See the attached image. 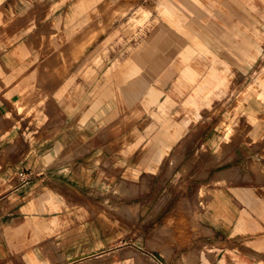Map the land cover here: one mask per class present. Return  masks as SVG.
<instances>
[{
    "label": "crops",
    "instance_id": "crops-1",
    "mask_svg": "<svg viewBox=\"0 0 264 264\" xmlns=\"http://www.w3.org/2000/svg\"><path fill=\"white\" fill-rule=\"evenodd\" d=\"M134 3L0 0V33H14L10 44L0 40V79L5 83L11 76L16 82L10 84L27 86L14 102L19 112L35 115L40 107L37 117L41 125L32 133H40L41 138L28 147L42 153L35 164L26 163L27 159L18 163L14 158L1 166L0 160L4 188L0 190V264H48L50 258L38 252L43 241L54 239L60 247L89 241L97 235L89 233L93 228L91 207L109 202L116 187L121 193H136L137 186L148 183L153 197L159 193L171 197L178 182L187 189L199 185L198 195L205 201L193 205L187 198L180 199L160 234H168L184 246L202 228L213 233L212 241L231 242L236 247L220 249L212 264H264V114L255 116L258 122L253 121L252 113L247 115L252 123L251 139L259 147L238 141L226 150L223 144L237 141L244 129L242 121L238 126L232 122L230 131H225L222 120V140L214 127L201 129L188 122L193 115L186 108L198 107L223 83L215 67L203 72L197 55L205 54L217 62L205 33L214 37L219 25L214 16L225 24L229 13L236 15V6L243 7L244 2L161 0L156 6L137 7L123 23L125 32L149 21L154 7L162 22L148 33L144 44L132 50L108 47L104 79L95 97L86 102L75 96L78 85H91L75 75L81 57L86 52L97 53L94 43L103 34L107 38L105 32L116 17ZM96 11H102L103 17H92ZM84 22L90 24L81 29ZM247 23L246 27H252ZM228 26L236 29L235 22ZM168 30L184 43L171 44ZM221 33L231 37L228 30ZM242 51L246 53L245 48ZM46 54L53 56L45 58ZM97 67L92 66L89 74ZM259 84L264 94V73ZM43 85H57L53 99L43 93ZM67 86L72 88L67 90ZM67 91L70 98L64 97ZM51 100L56 106L53 113L45 110ZM113 133L116 136H110ZM23 165L32 168L24 183L19 177ZM146 195L139 192L134 197ZM125 209L129 207H120ZM99 237L97 247H106V237ZM151 243L168 256L164 244ZM74 250L61 254L64 263L75 261ZM230 253L233 263L227 262ZM196 257L197 252L184 255L186 261Z\"/></svg>",
    "mask_w": 264,
    "mask_h": 264
},
{
    "label": "rangeland",
    "instance_id": "rangeland-1",
    "mask_svg": "<svg viewBox=\"0 0 264 264\" xmlns=\"http://www.w3.org/2000/svg\"><path fill=\"white\" fill-rule=\"evenodd\" d=\"M175 1L187 3L190 0ZM242 1L244 6L239 7L237 5L236 15L229 13L225 24L221 19L214 16L219 24L216 27L218 33H214V37L205 33L209 46L218 56L217 62L214 63L211 57L205 54L197 55L203 66V72L207 73L211 66L215 67L217 73L223 77V83L213 92L209 99L201 100L198 107L191 108L186 106L188 110L192 111L193 115V117L187 119L188 122L201 129L214 127L220 133L222 140L225 136V133L219 127V123L222 120L224 122L222 121L220 126H224L225 131L232 126V122L236 121V126H238L242 121L244 129L239 134L237 141L235 139V141L223 144L226 150H229L238 141L250 142L252 146L259 147L260 144L251 139L252 123L248 121L247 115L252 113L253 121L258 122L256 118L260 113L264 114V94H262L259 84V78L264 73L262 65L264 63V0ZM160 2L161 0H135L131 9L116 17L117 20L113 21L111 27L105 32L109 33L108 37L106 38L103 34L94 43L98 47L97 53L86 52L81 57V68L75 71V75H80L82 79L91 83V85H78L77 87L80 89L74 93L75 96L82 98L86 102L95 97L97 93L95 91L99 88V83L104 79L103 67L105 58H109V55L106 54L108 47L112 45L114 47H128L132 50L131 47L140 46L146 42L148 33H151L156 24L163 20L156 7L153 8L149 21L133 31L125 32L123 23L128 20L133 10L137 7L141 5L156 6ZM109 3L107 1V6H109ZM200 9L202 14L206 13L204 7L200 6ZM95 16L99 19L103 17V12L96 11L92 17ZM247 21H250L252 27H246ZM231 22L236 23V29L232 30L230 29L231 27L229 28L228 24L230 25ZM88 24L90 22H84L81 29L85 26L88 27ZM222 30H228L231 37L221 36ZM110 33H114V35L111 36ZM167 33H171V44L181 45L182 42L184 43L183 39L175 36V33L169 30ZM13 35L14 33H0V40L10 44V38ZM234 42H236V45ZM65 44H67L66 41ZM243 48H245L246 53L242 51ZM248 55L255 58L251 60ZM51 56L53 55L46 54L45 58ZM96 59H101L99 65L95 63ZM73 61L71 60L70 62ZM90 62L92 64L89 65ZM94 65L98 67L90 75L89 72ZM69 72H71L72 76V71ZM7 78L8 80H5V83L0 79L1 166L6 165L9 160L14 158H16L18 163L23 159H27L26 163L30 164L33 162L35 164L42 153L40 150H31L29 147H31L33 142L36 143L41 138L40 133H32L34 130H39L41 125L40 117H37L39 116L38 109L40 110V107L35 115L19 112L15 108L14 102L25 94L27 86L10 84L11 82L15 83L16 80L11 76L10 79L9 76ZM50 81L47 80V82ZM57 88V85H43V93L52 98ZM68 88L72 87L67 86V90ZM64 97L70 98L68 91L65 92ZM55 109L56 106L52 100L45 106V110L50 113H53ZM176 119L183 120L180 117H176ZM159 121L162 122L160 119ZM110 136L116 135L113 133ZM25 167L23 165L19 170V177L23 183L30 179L27 175L32 171V168L29 167L27 169ZM176 185L177 191L176 193L172 191L171 197H160L158 192V195L153 197L154 190L150 192L151 188L148 183L142 186L136 185V193L132 191L121 193L119 187H116L113 192V198L109 202L97 203L91 207L90 216L94 222L93 220L91 221L93 228L89 230V233L96 232L97 235L89 241L83 240V243L77 244L75 247H60L54 239L46 240L39 245L40 251L38 252H42L50 258L48 264H212L216 261L217 253L220 249L236 248L231 245V242L212 241L213 239H210V237L213 233L210 234L202 228H198L197 234L191 237L184 246L179 245L177 240L168 234H160V230L168 222L169 214L174 210L180 199L187 198L193 205L195 201H205V197L200 198L198 195L199 185H197L196 189L194 185H191L189 189L184 184H179V182ZM3 189L0 184V190L3 191ZM139 192H142L143 195L147 194L146 197H134ZM144 202L148 203L145 208H141ZM74 204L78 205L79 203ZM121 206H128L129 209L122 211L120 210ZM174 218L177 220L178 216L176 215ZM104 236L106 237L107 246L97 247L96 242L100 240L98 237L103 239ZM152 241L164 244L163 247L169 250L168 256L163 253V249L155 247L151 243ZM73 248L75 249L73 251L75 253L73 257L75 261L64 263L61 254ZM190 252H197L198 257L192 261H186L184 255ZM233 257L234 255L230 253L227 262L233 263Z\"/></svg>",
    "mask_w": 264,
    "mask_h": 264
}]
</instances>
